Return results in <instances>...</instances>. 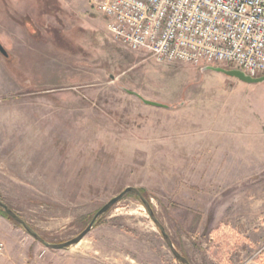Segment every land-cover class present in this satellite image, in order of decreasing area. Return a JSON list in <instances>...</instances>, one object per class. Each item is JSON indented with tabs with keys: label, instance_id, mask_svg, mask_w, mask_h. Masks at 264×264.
Masks as SVG:
<instances>
[{
	"label": "rangeland",
	"instance_id": "1",
	"mask_svg": "<svg viewBox=\"0 0 264 264\" xmlns=\"http://www.w3.org/2000/svg\"><path fill=\"white\" fill-rule=\"evenodd\" d=\"M0 42V201L46 242L134 187L191 264H264V80L130 53L87 0H0ZM4 219L16 264H179L131 195L64 250Z\"/></svg>",
	"mask_w": 264,
	"mask_h": 264
},
{
	"label": "built area",
	"instance_id": "2",
	"mask_svg": "<svg viewBox=\"0 0 264 264\" xmlns=\"http://www.w3.org/2000/svg\"><path fill=\"white\" fill-rule=\"evenodd\" d=\"M120 47L154 62L264 76V0H87ZM6 252L0 240V264Z\"/></svg>",
	"mask_w": 264,
	"mask_h": 264
},
{
	"label": "water",
	"instance_id": "3",
	"mask_svg": "<svg viewBox=\"0 0 264 264\" xmlns=\"http://www.w3.org/2000/svg\"><path fill=\"white\" fill-rule=\"evenodd\" d=\"M0 54L4 57V58H9V54L6 51V49L4 48V46L1 44L0 42ZM215 70V69H214ZM221 72H225L226 74L235 77L241 81L244 82H248L251 83L249 80H247V76L243 75L242 73L238 72V71H232V72H227L225 70H221ZM261 81L264 80L260 79ZM127 91V90H126ZM129 94H132L136 97H138L145 105L148 106H153V107H158V108H169L166 105H163L161 103L158 102H153V101H147L143 98H141L137 93L135 92H131V91H127ZM127 194H133L134 196H136L139 201L141 202V204L143 205V207L145 208V210L147 211L149 217L151 218V220L153 221V223L155 224L156 228L159 230L160 235L162 237V239L164 240L166 246L169 248V250L171 251L174 259L179 263V264H191L189 259L185 256H183L174 246L172 239L170 238V236L168 235L166 229L163 227V225L159 222V220L157 219L155 212L153 210V207L151 206V203H149V201H147V199L138 191L137 188L134 187H127L126 189H124L121 193H119L116 197L112 198L110 201H108L105 205H103L98 211L97 213L94 215V217L92 218L91 222L88 224V226L75 238L66 241L64 243H59V244H52V243H48L46 242L35 230H33L15 211H13L11 208H9L8 206H6L4 203H2L0 201V208L3 209V211L5 212V214L13 221L15 222L19 227H21L29 236H31L33 239H35L36 241H38L39 243H41L42 245H44L46 248L50 249V250H64L73 246H76L77 244H79V242L92 230L96 220L98 218H100L101 216L107 214L116 204H118L124 196H126Z\"/></svg>",
	"mask_w": 264,
	"mask_h": 264
},
{
	"label": "crops",
	"instance_id": "4",
	"mask_svg": "<svg viewBox=\"0 0 264 264\" xmlns=\"http://www.w3.org/2000/svg\"><path fill=\"white\" fill-rule=\"evenodd\" d=\"M1 220H4L5 221L4 217L0 215V221ZM247 236L248 237L250 236L249 233H247ZM252 236H251V238L249 237V239H252ZM255 236H258V233ZM259 236H261V234H259ZM6 251H7V249H6ZM44 256H45V252L43 254H40L39 257L41 259V258H44ZM110 258L112 259L113 262H116L115 261V257H111V255H104V254L97 255L96 257H93V258H90V259L82 258L81 257V259H79V261L81 262V264H109L108 263V260H110ZM9 262L10 263H13V264H16L15 261H12V259L9 256V254L7 256V254L5 252V255H4L3 259H2V264H7ZM118 262L120 263V261H118ZM27 263H28V260L26 259L25 260V264H27ZM31 264H34V262H31Z\"/></svg>",
	"mask_w": 264,
	"mask_h": 264
},
{
	"label": "trees",
	"instance_id": "5",
	"mask_svg": "<svg viewBox=\"0 0 264 264\" xmlns=\"http://www.w3.org/2000/svg\"><path fill=\"white\" fill-rule=\"evenodd\" d=\"M215 70H217V71H219V72H221V70L222 69H218V68H216ZM225 71H227V72H232V71H235V70H231V69H228V70H225ZM264 77H261L260 79H263ZM260 79H252V78H247V80H249L250 82H254V81H257V80H260ZM138 191L146 198V192L144 191V190H142V189H138ZM127 195H131V196H134L133 194H127ZM138 201H139V199L136 197V196H134ZM147 201H149V200H147ZM150 202V201H149ZM98 211V210H97ZM97 211H96V213H97ZM95 213V214H96ZM109 213V212H108ZM107 213V214H108ZM107 214H105V215H107ZM0 215L1 216H3L4 218H6L7 220H9V221H11L13 224H15V225H17L15 222H13L6 214H5V212L3 211V209H1L0 208ZM105 215H103V216H101L100 218H98L97 220H96V222H95V224H94V227L96 228V227H99V226H101V225H103L104 224V217H105ZM18 226V225H17Z\"/></svg>",
	"mask_w": 264,
	"mask_h": 264
}]
</instances>
